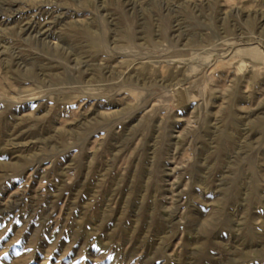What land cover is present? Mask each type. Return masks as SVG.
Masks as SVG:
<instances>
[{
    "label": "rangeland",
    "instance_id": "1",
    "mask_svg": "<svg viewBox=\"0 0 264 264\" xmlns=\"http://www.w3.org/2000/svg\"><path fill=\"white\" fill-rule=\"evenodd\" d=\"M0 264H264V0H0Z\"/></svg>",
    "mask_w": 264,
    "mask_h": 264
},
{
    "label": "bare ground",
    "instance_id": "2",
    "mask_svg": "<svg viewBox=\"0 0 264 264\" xmlns=\"http://www.w3.org/2000/svg\"><path fill=\"white\" fill-rule=\"evenodd\" d=\"M177 93H178L179 95H181V91H180L179 88L177 89Z\"/></svg>",
    "mask_w": 264,
    "mask_h": 264
}]
</instances>
